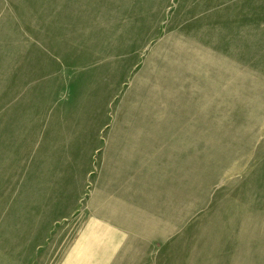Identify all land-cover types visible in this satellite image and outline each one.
Masks as SVG:
<instances>
[{"label":"rangeland","instance_id":"374dc122","mask_svg":"<svg viewBox=\"0 0 264 264\" xmlns=\"http://www.w3.org/2000/svg\"><path fill=\"white\" fill-rule=\"evenodd\" d=\"M0 264H264V0H0Z\"/></svg>","mask_w":264,"mask_h":264},{"label":"bare ground","instance_id":"6f19581e","mask_svg":"<svg viewBox=\"0 0 264 264\" xmlns=\"http://www.w3.org/2000/svg\"><path fill=\"white\" fill-rule=\"evenodd\" d=\"M108 246H109V245H108V244H106V245H105V247H103V250H102V253H101V254H102V256H106V254H107V251H108Z\"/></svg>","mask_w":264,"mask_h":264}]
</instances>
